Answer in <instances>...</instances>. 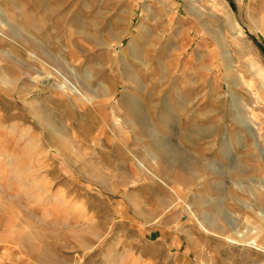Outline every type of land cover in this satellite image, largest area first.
Segmentation results:
<instances>
[{"label":"rangeland","instance_id":"obj_1","mask_svg":"<svg viewBox=\"0 0 264 264\" xmlns=\"http://www.w3.org/2000/svg\"><path fill=\"white\" fill-rule=\"evenodd\" d=\"M0 24V264H264V0H0ZM152 132L205 169L152 170Z\"/></svg>","mask_w":264,"mask_h":264},{"label":"crops","instance_id":"obj_2","mask_svg":"<svg viewBox=\"0 0 264 264\" xmlns=\"http://www.w3.org/2000/svg\"><path fill=\"white\" fill-rule=\"evenodd\" d=\"M0 26H3V25L0 24ZM137 115H139V118L144 122V119H143L144 117L140 111H138ZM41 119L42 121L40 122H42L48 130H50L49 124L51 125L52 123L53 125L52 127L55 126L53 121L47 116H45L44 114H42ZM196 134H197V137H192L189 139L194 141L195 139H201L205 136V132H198ZM151 138H153L154 140L153 143H154V149H155V153H154L155 156L153 157V159L156 160L154 164L151 163V165L153 166L151 169L155 170V172L157 173L163 172V169L161 166L163 163L167 165L166 168L170 167L171 170L175 169L176 166H180L182 169L187 170L189 172L192 171L193 169H196V167H202V169L203 168L205 169V166H204L205 164H203V162L199 158L192 156V154L190 155L188 152L179 148L176 143L171 141L172 136L170 138L166 137L164 139V138L158 137L156 134L152 132ZM223 155L228 156L227 151H225ZM207 169L210 170V167Z\"/></svg>","mask_w":264,"mask_h":264},{"label":"bare ground","instance_id":"obj_3","mask_svg":"<svg viewBox=\"0 0 264 264\" xmlns=\"http://www.w3.org/2000/svg\"><path fill=\"white\" fill-rule=\"evenodd\" d=\"M108 33V32H107ZM64 79V78H63ZM67 79V78H66ZM68 80V79H67ZM69 82H70V80H68ZM75 87L74 88H76L77 89V92L79 93V94H81L82 92H81V90L78 88V86L76 85V84H73ZM72 88V87H71ZM76 92V91H75ZM262 184V183H261ZM262 186V185H261ZM261 189H263V187L261 188ZM234 219V218H233ZM234 221H235V219H234ZM233 223V222H232ZM236 223V222H235ZM234 227V226H233ZM238 228V227H237ZM237 230V229H236ZM242 236H244V234L242 233V232H239L238 231V237H242ZM252 243H254L255 245H257V243H256V241H251Z\"/></svg>","mask_w":264,"mask_h":264}]
</instances>
